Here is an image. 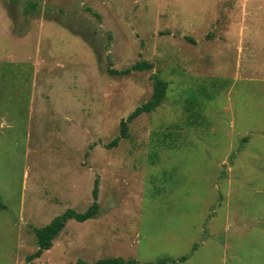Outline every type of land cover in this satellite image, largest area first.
Instances as JSON below:
<instances>
[{"label":"rangeland","instance_id":"1","mask_svg":"<svg viewBox=\"0 0 264 264\" xmlns=\"http://www.w3.org/2000/svg\"><path fill=\"white\" fill-rule=\"evenodd\" d=\"M28 1L0 0V264L96 179L33 264H264V0Z\"/></svg>","mask_w":264,"mask_h":264},{"label":"trees","instance_id":"2","mask_svg":"<svg viewBox=\"0 0 264 264\" xmlns=\"http://www.w3.org/2000/svg\"><path fill=\"white\" fill-rule=\"evenodd\" d=\"M13 2H17L19 0H12ZM27 12H33L37 10V4L32 2L31 0L28 1L26 6ZM90 11V10H89ZM96 15V14H95ZM99 18V16L97 15ZM151 65L142 62L136 63L132 66H129L123 70H116L113 69L111 66L108 68V73L111 75H120L125 76L129 75L136 71H143V70H150ZM168 90V83L158 77L153 78V93L150 100L142 105L138 106L126 119H123L120 124V135L119 137L115 138L110 144H107V148H112L118 145L120 138H127L128 136V128L129 123H131L134 119L139 117L142 114L151 113L155 111L165 100L167 96ZM99 179H96L94 182V188L92 191L93 201L92 204L83 212H78L74 209H68L61 215L55 217L49 224L34 229V232L37 236V245L38 250L27 257V263L33 264V261L39 258L45 251H48L53 246V240L59 235V233L64 229L68 221L76 220L77 222H86L90 219H95L100 214V204H99ZM73 264H139L138 261L129 259L124 260L122 258H109L98 260L94 263H87L85 261L79 260Z\"/></svg>","mask_w":264,"mask_h":264}]
</instances>
